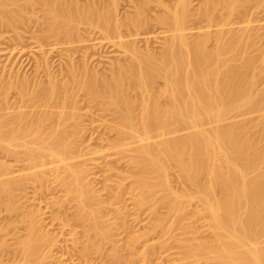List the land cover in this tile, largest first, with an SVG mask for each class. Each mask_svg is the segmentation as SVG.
<instances>
[{
	"label": "bare ground",
	"instance_id": "bare-ground-1",
	"mask_svg": "<svg viewBox=\"0 0 264 264\" xmlns=\"http://www.w3.org/2000/svg\"><path fill=\"white\" fill-rule=\"evenodd\" d=\"M0 1L3 4L0 8L2 26L18 25L27 1L22 0L23 4L19 0L23 5L18 0ZM55 1L43 2L47 8L49 34L45 33L46 37L55 36L56 40L70 42L75 30L82 23L87 24L93 27L92 31L98 28L102 34L100 37L107 39L112 46L123 48L128 61L112 64L109 72L99 73L86 63L79 70L71 59L67 73L63 71L67 76L64 82H59L47 65L46 85L38 80L31 82L29 78L10 80L7 84L9 88L14 86L18 89V99L14 102L5 99L0 109L19 110L13 114L8 110L5 116L0 114V139H18V145L25 147L26 157L32 163L45 155H52L63 162L72 153L70 136L73 132L70 127L78 122L73 109L78 107V96L83 92L88 100L105 104L113 110L121 124L116 126L119 133L122 127H127L132 133L142 135H139L142 139L139 155L134 161L137 168L161 176L169 169L170 161L179 167L189 184L200 189L206 210L226 237L220 244L222 254L218 259L221 263L264 264V248L259 245L260 237L264 236V170L248 176L249 171L256 170L264 161V114L257 119L218 125L207 131L198 129L204 122L221 121L224 115L237 107H248V112L264 108L263 35L257 33L258 24H249L257 22L253 18L254 13L244 20L247 25L239 28L228 27L231 22L225 18L211 42L209 31L200 37L186 31L192 0H178L171 13L163 18L172 33L162 54L155 56L149 51L138 54L140 50L134 40L123 36L125 23L115 10L121 0H107L113 7L104 4L105 8L94 0L86 2L88 6L73 0H68L69 3L66 0ZM237 2L239 5L244 3L240 6L242 10L250 11V7L245 5L249 0H229L228 8L232 7L229 3L234 5ZM9 3L18 6L11 7ZM216 3L211 0L200 7L197 16L212 23ZM141 6H136L138 12L145 8ZM138 17L139 14L131 17L136 25ZM127 29L131 30L130 27ZM253 51L255 54H251ZM87 56L85 53V58ZM160 79L164 86L157 89ZM260 84L262 87L259 89ZM32 105L43 109L38 112L22 109ZM176 124L195 130L171 138L159 136L156 142H150L152 133L159 131L162 136L172 131ZM10 140L7 141L11 144L8 148L13 145ZM66 168L71 174L66 181L69 190L77 196L82 212L80 217H93V212L87 209L91 196L77 170L70 165ZM201 175H206L208 181L202 182ZM147 178L143 176L140 179L141 185L143 189L152 190L156 183ZM163 179L162 184L167 186L169 181ZM22 180L4 181L6 186H2L0 194H8L9 187L22 183ZM172 190L169 191L168 202L175 209L183 196ZM216 190H219V195H216ZM30 220V228H34L36 219ZM92 229H97L96 221ZM40 239L32 234L24 241L26 255L40 253Z\"/></svg>",
	"mask_w": 264,
	"mask_h": 264
},
{
	"label": "rangeland",
	"instance_id": "rangeland-1",
	"mask_svg": "<svg viewBox=\"0 0 264 264\" xmlns=\"http://www.w3.org/2000/svg\"><path fill=\"white\" fill-rule=\"evenodd\" d=\"M24 1H27V5L18 0L24 8V15L19 17L22 22L6 27L0 21V106L5 99L9 102L18 99V89L14 86L9 88L7 84L16 77L29 78L31 82L38 80L46 85L48 70L59 82L66 81L65 74L71 59L79 70L86 63L99 73L109 72L112 64L128 61L123 48L112 46L107 39L100 37L102 34L98 28L92 31L93 27L87 24L79 25L70 42L56 40L55 36L46 37L45 33L49 34L46 27L47 8L43 2L47 0ZM89 1L73 0L84 6ZM94 1L98 6H103L101 8H105L104 4H111L107 0ZM97 1L103 3L100 5ZM214 1L217 5H214L212 23L207 18L197 16L198 9L211 0L191 1L186 31L194 37L209 31L212 36L210 41L213 42L225 18L231 22L228 27L239 28L254 13L253 18L257 22L249 24H258L257 33L263 35L264 45V0H249L248 5H245L252 9L249 8L251 12L240 8L244 1L241 5L242 1L234 5L229 3L233 9L227 6L229 0ZM177 2H117L116 14L125 23L122 34L134 40L140 50L138 54L143 55L147 51L155 56L162 54L172 33L163 18L171 13ZM236 4L239 7H235ZM2 5L0 1V8ZM143 5L145 8L138 12V6ZM110 7H113L112 4ZM136 14H139L138 25L131 19ZM85 53L88 54L87 58ZM127 55L130 56L129 53ZM163 86V80L160 79L157 89ZM261 87L262 84L258 86L259 89ZM242 108L231 109L221 121L204 122L197 128L207 131L218 125L257 119L264 114V108L255 112H248V107ZM22 109L38 112L43 108L32 105ZM8 110L12 108L0 109V114L5 116ZM18 110L16 108L9 114ZM73 110L78 115V122L70 127L73 132L70 136L72 153L63 162L52 155H45L32 163L26 157L25 147L18 145V139H7L14 145L10 149V143L2 137L0 139V190L6 186L4 181L23 179L22 183L9 187L8 194H0V264H223L218 256L222 254L220 244L226 237L217 229L206 210L200 189L186 181L179 167L169 161L171 165L165 172L166 176L142 171L134 162L142 142L140 134L137 136L127 127H122L119 133L116 126L121 124L112 109L88 100L80 92L78 107ZM188 127L176 124L172 126V131L162 136L159 131H155L150 142H156L159 136L171 138L195 130ZM67 165L77 170L86 192L91 196L87 209L93 212V217H80L82 212L78 207L77 196L69 190L66 181L71 178ZM262 170L264 161L256 170L249 171L248 176H254ZM143 176H148L147 179L156 183L152 190L143 189L140 182ZM163 178L169 181L167 186L162 184ZM208 179L206 175L200 176L202 182ZM172 189L183 196L179 198L180 205L175 209L168 202V194ZM215 192L216 195L220 193L219 190ZM30 219H36L34 228H30ZM95 221L97 229L93 230ZM32 234L41 238L42 245L39 254L28 256L24 241ZM259 240V245L264 248V236Z\"/></svg>",
	"mask_w": 264,
	"mask_h": 264
}]
</instances>
